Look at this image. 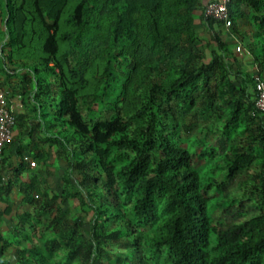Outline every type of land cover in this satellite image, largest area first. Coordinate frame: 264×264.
Returning <instances> with one entry per match:
<instances>
[{"label": "trees", "instance_id": "trees-1", "mask_svg": "<svg viewBox=\"0 0 264 264\" xmlns=\"http://www.w3.org/2000/svg\"><path fill=\"white\" fill-rule=\"evenodd\" d=\"M6 1L0 94L17 127L0 155V264L12 250L15 264H264V0H232L228 32L199 0ZM193 112L221 134L203 169L178 140Z\"/></svg>", "mask_w": 264, "mask_h": 264}, {"label": "rangeland", "instance_id": "rangeland-1", "mask_svg": "<svg viewBox=\"0 0 264 264\" xmlns=\"http://www.w3.org/2000/svg\"><path fill=\"white\" fill-rule=\"evenodd\" d=\"M164 71H168L166 67H164ZM114 89L115 88L112 87L109 92V95L112 98H114V92H113ZM185 119H186V122L184 119H182V121L185 123V126L190 125L192 127H195V130L193 132L184 130L183 134L178 138V140L182 144H185L186 147L192 149L193 151H196L197 158H195V164L202 169L206 168L207 162L205 161V159L202 158V154L204 151H207V152H212L215 155H218V149H219V145L221 141V134L219 132L210 133L206 130L208 126L211 125V123L209 119L204 115H199L196 112H193V113L186 115ZM19 130L20 129L17 130L16 134L20 132ZM42 146L43 148H47V149L49 148L48 143H43ZM214 161H216V159ZM68 164H69V157L66 155H63L62 158H59V157L56 158L50 165L48 171L45 172V179H46L45 186H46L47 191L51 195L60 194L62 192L63 182L61 178L63 174L67 171ZM240 180H241L240 178H236L233 181H229L226 184L225 194H234L236 192H239L241 188ZM9 202L12 204V207L15 209H17L20 206L21 196H20L19 190H16L13 196L9 199ZM73 206H74V202L68 203L69 208H72ZM72 211L75 214L76 212H78V210H72ZM13 227L14 225L11 223V221L6 220V224L3 227V231L6 234H8L13 230ZM13 253H15L14 250H12L11 252H8L7 255L5 256V259L15 264L16 261H15V256L13 255Z\"/></svg>", "mask_w": 264, "mask_h": 264}, {"label": "built area", "instance_id": "built-area-1", "mask_svg": "<svg viewBox=\"0 0 264 264\" xmlns=\"http://www.w3.org/2000/svg\"><path fill=\"white\" fill-rule=\"evenodd\" d=\"M204 5V14L206 17L215 19L222 23L223 29L228 32L233 26V16L230 9L232 0H199ZM233 36V35H232ZM237 41V51L239 53L247 52L245 47L238 43L237 37L233 36ZM257 108L264 111V81L257 77ZM17 127L16 118L11 115L7 109V100L3 93L0 94V155L6 146L12 141L15 129Z\"/></svg>", "mask_w": 264, "mask_h": 264}, {"label": "crops", "instance_id": "crops-1", "mask_svg": "<svg viewBox=\"0 0 264 264\" xmlns=\"http://www.w3.org/2000/svg\"><path fill=\"white\" fill-rule=\"evenodd\" d=\"M2 1H4L5 6H7V1L6 0H0V4L2 3ZM206 1L207 0H204V3H206ZM196 14H197V16L200 17V19H198L196 21V27L198 29V33H199L200 37H202V38L204 37L206 39L209 36H211L213 34V32H211V30L209 29L206 18H204V19L201 18V17H203L202 10H198ZM5 21L6 22L8 21V17H6ZM3 30H5V32H6V30H7L6 25H4ZM219 30H220V28L217 26L216 31L218 32ZM222 30L225 31L223 28H222ZM250 31H251V27L249 26L248 23H241L240 32L246 33V32H250ZM7 41H8V36L6 37L5 41L2 42L1 48L3 46H5ZM239 55L242 58V63H243L244 68L247 69V71L253 70L254 65H253V61H252V58L249 55V53L248 52L239 53Z\"/></svg>", "mask_w": 264, "mask_h": 264}]
</instances>
